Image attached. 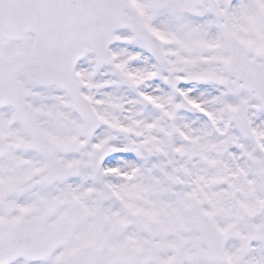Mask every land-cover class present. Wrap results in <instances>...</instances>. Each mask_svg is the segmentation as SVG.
Returning a JSON list of instances; mask_svg holds the SVG:
<instances>
[{
  "label": "snow or ice",
  "instance_id": "6c2138e0",
  "mask_svg": "<svg viewBox=\"0 0 264 264\" xmlns=\"http://www.w3.org/2000/svg\"><path fill=\"white\" fill-rule=\"evenodd\" d=\"M0 264H264V0H0Z\"/></svg>",
  "mask_w": 264,
  "mask_h": 264
}]
</instances>
